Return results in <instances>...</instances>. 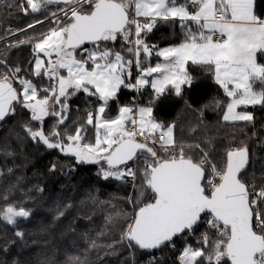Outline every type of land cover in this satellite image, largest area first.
Here are the masks:
<instances>
[{"label":"snow or ice","instance_id":"snow-or-ice-1","mask_svg":"<svg viewBox=\"0 0 264 264\" xmlns=\"http://www.w3.org/2000/svg\"><path fill=\"white\" fill-rule=\"evenodd\" d=\"M51 4L63 5L50 13L55 26L15 45L33 44L30 75L49 83L20 75L19 66L0 71V121L19 106L29 112L25 131L33 141L77 163L100 164L104 180L139 179L138 196L129 198L132 211L124 214L129 222L122 240L129 247L174 248L177 239L187 240L205 225L198 246L185 243L180 250L178 264H264V185L243 178L250 164L246 145L228 148L216 161L200 144H178L175 125L157 122L152 106L122 105L114 117L106 114L122 88L140 91L150 83L151 104L169 91L181 96L182 86L193 83L194 65L210 73L227 97L226 104L216 102L224 108L222 120L251 123L254 116L246 109L264 107V63L258 62L264 56V16L256 12L257 0H24L17 6L27 14ZM169 22L179 24V44L159 48L146 42L158 24ZM153 55L162 62L146 66ZM77 93L94 97L97 107L73 132H61L68 101ZM49 117L55 123L46 134ZM30 215L12 204L0 209L10 225Z\"/></svg>","mask_w":264,"mask_h":264},{"label":"trees","instance_id":"trees-1","mask_svg":"<svg viewBox=\"0 0 264 264\" xmlns=\"http://www.w3.org/2000/svg\"><path fill=\"white\" fill-rule=\"evenodd\" d=\"M1 1L4 5L0 7V52H8L3 61L11 68L19 66L22 69L20 75L38 81L41 86L46 85L49 83L46 79L39 81L30 75L29 62L34 59L31 54L33 44L15 45L19 40L39 37L54 27V18L50 13L58 12V8L63 5H45L38 13L29 11L25 14L17 6L24 0ZM256 12L264 16V0H257ZM30 24L34 27H28ZM11 28L21 33L13 36ZM144 38L150 45L167 47L179 44L183 34L178 22H169L158 24ZM121 43L117 41L114 47L120 49ZM258 62L264 63V56H258ZM189 71L194 78L192 85L184 87L181 96L169 91L152 105L154 119L165 126L175 125L174 137L178 144H200L210 151L216 161L223 157L228 148L246 145L250 164L243 178L248 183H254L257 188L264 185V150L254 144L255 140L261 143L264 140V107L250 109L254 116L251 123H224L221 121L224 108L218 107L216 103H226L227 98L222 89L214 82L212 75L201 67L189 65ZM153 95L151 90L146 89L135 97L134 92L122 88L118 102H110V105L113 109L119 105H134L135 98L138 105H146L145 99ZM68 103V119L65 125L60 126L61 132L65 127L68 132H73L78 124L84 122L85 113L97 107L96 99L83 93L72 96ZM29 122V112L19 106L15 114L0 121V187L11 185L16 189V194L7 200L0 194V201L4 205L10 203L31 212L28 219H17L19 222L14 228L4 227V233L9 232L12 241L7 247H0V264H73L70 257L79 258L75 264H150L153 255L156 256L155 264H178L177 252H163L171 249L170 246L144 252L129 247L122 240V232L128 222L118 217V211L130 212L125 198L132 186L126 184L127 178L120 182H100L94 164L77 163L74 157L56 149H47L45 145L33 141L25 131V125ZM54 123L55 119L51 117L44 121L46 134ZM92 137L93 130L89 127L88 138ZM196 154L193 152V155ZM129 163L134 168L141 166ZM252 163L255 165L254 170ZM53 164H56L55 170H52ZM135 185L139 190V179ZM120 193L122 197L115 206L100 204L107 200V195L111 199L113 196L119 197ZM56 196L57 203L52 199ZM32 201H36L35 205ZM92 205H99L100 214L89 217L88 207ZM108 212H111V216L105 221L107 231H93ZM50 224L55 229L49 228ZM204 230L200 227L185 241L193 247L198 246L200 233ZM17 231L24 234L21 241L15 235ZM179 240H176L177 246L180 245Z\"/></svg>","mask_w":264,"mask_h":264},{"label":"rangeland","instance_id":"rangeland-1","mask_svg":"<svg viewBox=\"0 0 264 264\" xmlns=\"http://www.w3.org/2000/svg\"><path fill=\"white\" fill-rule=\"evenodd\" d=\"M1 1V0H0ZM4 2V1H3ZM5 3V2H4ZM4 4L2 3V1L0 2V7H2ZM159 47V46H158ZM159 48H164V47H159ZM32 51H33V47H32ZM7 51H1L0 52V61H3V58L7 55ZM32 54V57L34 56V54H33V52L31 53ZM155 55H153L152 57H154ZM152 57H150V58H152ZM149 58V59H150ZM148 59V60H149ZM147 60V61H148ZM5 62V61H4ZM160 62H162V58H161V60H160ZM0 67H2V69H0V71H6L8 68H11L10 66H8L6 63H3V64H0ZM155 77V74H154V76L153 77H149L148 79H149V81H151V79H153ZM14 84L16 85V83L14 82ZM149 86H150V83H149ZM186 86V85H185ZM184 86H182V88H183ZM257 87H259V86H257ZM129 91H132V90H134V89H128ZM223 91V90H222ZM223 95H224V93H223ZM225 96V95H224ZM227 98V97H226ZM226 103H227V100H226ZM225 103V104H226ZM128 105V104H127ZM119 106H122V105H119ZM130 106H133L134 107V105H130ZM138 106H143V107H147L148 105H138ZM255 107H258V106H250V107H248L246 110L247 111H249V112H251L252 113V111L250 110V109H254ZM241 110H244L243 108H240V109H237V111H241ZM117 111H118V106L115 108V109H113L112 107H111V105H109V108H108V110H107V116H109V117H114L116 114H117ZM199 113H201V111H199ZM253 114V113H252ZM221 121L222 122H224V123H236V122H225V121H223L222 120V118H221ZM237 122H242V121H237ZM42 144V143H41ZM154 147H156V149L158 150V151H160V149H159V146H154ZM161 154V153H160ZM161 155H164V154H161ZM101 163H103V162H101ZM85 165H91V164H85ZM95 166H96V177H97V179L100 181V182H109V181H117V182H120L121 180H116L115 178H110V179H108V180H104L100 175H98V173H99V170H100V167H101V165L100 164H94ZM138 165H140V164H138ZM104 167H107V165H104ZM251 167H252V169L254 170V167H255V165L252 163L251 164ZM252 174H253V171H252ZM251 174V175H252ZM1 182H2V171L0 170V184H1ZM14 188V186H11V185H9V186H1L0 187V194L1 195H3L4 196V200H7L8 198H10V197H12L13 195H15L16 194V189H13ZM129 191V190H128ZM101 194V193H100ZM99 194V195H100ZM98 195V196H99ZM138 196V189H137V185H136V187L134 188L133 186L132 187H130V191H129V193H128V195H127V197L125 198L126 199V205H127V207H128V209H129V213H131V211H132V205L129 203V198L130 197H133V198H135V197H137ZM122 197V194L120 193V196L118 197V196H113L111 199H110V196L109 195H107L106 196V199L107 200H104V201H101L100 202V204H102V205H104L105 207H112V206H115V204H116V201L119 199V198H121ZM53 199V201L55 202L56 201V203H57V196L56 197H53L52 198ZM10 200V199H9ZM8 202V201H7ZM35 202L36 201H32V203L35 205ZM10 204V203H9ZM9 204H2V202L0 201V209H3V208H5V207H7ZM88 215H89V217H92V216H96V215H98V214H100V211H99V205H97V206H95V205H92L91 207H88ZM119 212V214H118V217H120V218H122L121 220H124V221H126V222H129L128 221V219L125 217V213H121L120 211H118ZM109 216H111V212H108V214H107V217H104V220L101 222V223H99V225L97 226V227H95L94 229H92L93 231H100V232H102V233H105V231H107V227H106V225H105V221H106V219L109 217ZM126 218V219H125ZM118 221H120V220H118ZM18 222H19V220L17 221V223L15 224V225H10V224H8L6 221H4L2 218H0V247H7L10 243H11V241H12V239H11V234L9 233V232H5L4 233V227H10V228H14L17 224H18ZM67 222V221H66ZM51 224H53V223H51ZM51 224H50V226H49V228L51 227ZM52 228H54L55 229V227L54 226H52L51 227V229ZM65 230V229H64ZM125 243L126 244H128L126 241H125ZM179 243H180V245H176L175 244V247L173 248V247H171V249H167V250H163V252L164 253H167V254H172L173 252H177V257H176V261H178V256H179V253H180V250L184 247V245H185V243H188V242H186L185 240H182V239H180L179 240ZM164 255L165 254H163L162 253V257H164ZM153 257H155L156 258V256H152L151 258H153ZM152 260V259H151Z\"/></svg>","mask_w":264,"mask_h":264},{"label":"built area","instance_id":"built-area-1","mask_svg":"<svg viewBox=\"0 0 264 264\" xmlns=\"http://www.w3.org/2000/svg\"><path fill=\"white\" fill-rule=\"evenodd\" d=\"M59 14V13H58ZM11 31L13 32V36L15 35H18L20 34L21 32H18L15 28H11ZM137 97V95L135 96ZM155 99V94L152 96V97H149V98H146L144 103L148 106H152L154 104H151L150 101H153ZM158 101L155 102V104L157 103ZM138 106V101H137V98H135L134 100V108H136ZM254 144L256 146H259L260 148H262L264 150V140L263 142L261 143L259 140H255L254 141ZM153 146H156V145H153ZM134 165H137V163H132ZM135 183V181H132V178L131 177H127L126 179V184L129 185V186H133V184ZM201 228L205 229L206 230V226L205 225H202ZM204 230V231H205Z\"/></svg>","mask_w":264,"mask_h":264},{"label":"crops","instance_id":"crops-1","mask_svg":"<svg viewBox=\"0 0 264 264\" xmlns=\"http://www.w3.org/2000/svg\"><path fill=\"white\" fill-rule=\"evenodd\" d=\"M177 45V44H176ZM171 46H173V45H171ZM168 47V46H167ZM31 52H33L32 50H31ZM33 58H34V56H33ZM160 60H161V58H159V57H156V56H154V57H152V58H150L148 61H146V66H147V64H152V65H154L155 63H157V62H160ZM137 73H138V69H136L135 67H133V70H132V77H133V80L135 79V77H136V75H137ZM213 80H214V78H213ZM215 82V81H214ZM219 86V85H218ZM184 87H189V86H184ZM183 87V88H184ZM183 88H182V91H183ZM151 90L152 91V93H154V90L153 89H151V86H149V85H146L145 86V88H143V89H141L140 91H136V90H132V91H130V92H134L136 95L137 94H139V92H142V91H144V90ZM126 90H128V89H126ZM129 91V90H128ZM172 92V91H171ZM174 93V92H173Z\"/></svg>","mask_w":264,"mask_h":264},{"label":"water","instance_id":"water-1","mask_svg":"<svg viewBox=\"0 0 264 264\" xmlns=\"http://www.w3.org/2000/svg\"><path fill=\"white\" fill-rule=\"evenodd\" d=\"M29 218V217H28ZM28 218H18V219H28ZM20 241L23 239V237L22 238H20V237H17ZM144 252H148V251H145V250H143Z\"/></svg>","mask_w":264,"mask_h":264}]
</instances>
